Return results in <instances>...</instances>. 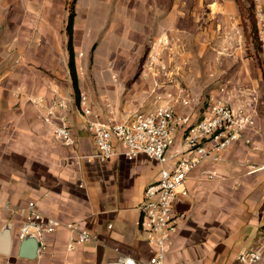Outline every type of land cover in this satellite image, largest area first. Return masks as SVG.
I'll return each mask as SVG.
<instances>
[{
    "label": "crops",
    "instance_id": "1",
    "mask_svg": "<svg viewBox=\"0 0 264 264\" xmlns=\"http://www.w3.org/2000/svg\"><path fill=\"white\" fill-rule=\"evenodd\" d=\"M128 1L118 12L121 17L112 19L128 25L130 39L139 45L166 44L180 29L201 30L204 46L232 47L228 52L241 58L236 0H196L194 9L185 0ZM51 5L50 0H0V204L19 207L35 200L44 213L78 222L97 239L69 249L71 231L62 227L44 236L36 257H22L17 238L21 217L3 208L11 246L9 253L0 252V264L6 258L10 264H103L120 255L147 264L153 248L139 224V204L145 187L158 179L161 164L145 154L134 160L120 155L107 161L73 157V148L60 141L29 101L35 95L45 96L47 102L66 96L79 153L94 151L73 97L77 93L69 69L68 22L56 29L49 17ZM202 7L206 16L199 21ZM189 18L194 20L192 27L180 26V19ZM259 24L263 30L262 21ZM76 34L74 25V51ZM240 76L251 78L245 70ZM251 83L249 89H239L238 101L227 100L235 106L247 105L254 113L256 124L247 131L250 141H237L222 152L219 162L207 161L191 172L184 185L188 195L176 203L178 230L166 264H236L237 254L262 238L264 172H250V165L264 163V89ZM142 104L134 101L129 106L157 107ZM207 106L196 113L176 109L198 119ZM204 169H215L217 177L206 178Z\"/></svg>",
    "mask_w": 264,
    "mask_h": 264
},
{
    "label": "built area",
    "instance_id": "2",
    "mask_svg": "<svg viewBox=\"0 0 264 264\" xmlns=\"http://www.w3.org/2000/svg\"><path fill=\"white\" fill-rule=\"evenodd\" d=\"M253 2L264 24V0ZM29 101L40 111L43 120L53 126L60 141L73 148V157L87 161H107L120 155L134 160L138 155L145 154L161 164L158 179L145 187L139 204V224L153 248L147 264H166L178 230L176 203L180 196L188 195L184 185L191 172L207 161L219 162L222 152L237 141L244 139L249 142L247 131L256 124L254 113L247 105L235 106L221 97L212 98L198 119H193L190 114L179 113L175 103L168 101L152 109L131 111L119 120H104L93 114L84 95L81 99L83 116L95 149L92 153L81 154L69 122L67 100L55 97L47 102L45 96L35 95L30 96ZM179 133L180 145L177 144ZM255 171L264 172V163L251 164L250 172ZM203 174L208 179L217 177L215 169H204ZM3 208L21 217L18 240L36 234L41 250L44 236L62 227L71 231L69 249L97 239L96 234L78 222H65L44 213L35 200L19 207H13L10 203L0 204V230L4 228ZM2 264H10V259L6 258ZM103 264H137V260L129 255H120ZM236 264H264V228L262 238L256 245L237 254Z\"/></svg>",
    "mask_w": 264,
    "mask_h": 264
},
{
    "label": "rangeland",
    "instance_id": "3",
    "mask_svg": "<svg viewBox=\"0 0 264 264\" xmlns=\"http://www.w3.org/2000/svg\"><path fill=\"white\" fill-rule=\"evenodd\" d=\"M50 1L53 14L49 17L60 30L68 22L73 0ZM242 1L245 7L251 3V0ZM195 2L185 0L191 9ZM128 4V0L75 2V53L80 95L74 93L73 97L78 103L79 114L83 115L81 99L84 95L95 116L119 120L137 110L129 106L134 101H142L146 107L172 101L179 110L192 109L196 113L205 109L213 97L235 103L242 96L239 89H249L254 85L252 81L257 83L258 89H264V27L263 30L259 27L261 16L256 10L257 30L247 14L240 19L238 32L242 35V51L238 58L228 52L232 47L204 46L201 30L180 29L166 44L152 41L139 45L138 41L130 39L132 29L128 25L112 19L116 15L120 18L119 10ZM201 12L199 21L206 16L204 7ZM193 22L189 18L180 19L179 23L192 27ZM242 70L251 78L240 76Z\"/></svg>",
    "mask_w": 264,
    "mask_h": 264
},
{
    "label": "trees",
    "instance_id": "4",
    "mask_svg": "<svg viewBox=\"0 0 264 264\" xmlns=\"http://www.w3.org/2000/svg\"><path fill=\"white\" fill-rule=\"evenodd\" d=\"M75 2L76 0H73L71 5H70V13L68 17V23H67V33L69 35V51H70V58H69V69L71 72V76L74 82V87L77 93V96L79 97L80 95V88L78 84V73H77V67H76V61H75V51H74V46H73V32H74V20L76 16V11H75ZM241 17L244 19L245 14H247L248 17H251L253 20L252 27L257 30V21L254 18L255 15V4L251 0V3L248 7H245L243 4L242 0H236Z\"/></svg>",
    "mask_w": 264,
    "mask_h": 264
},
{
    "label": "water",
    "instance_id": "5",
    "mask_svg": "<svg viewBox=\"0 0 264 264\" xmlns=\"http://www.w3.org/2000/svg\"><path fill=\"white\" fill-rule=\"evenodd\" d=\"M10 228L4 227L0 230V252L9 253ZM40 240L36 234H30L21 240L20 255L22 257H36L40 252Z\"/></svg>",
    "mask_w": 264,
    "mask_h": 264
}]
</instances>
